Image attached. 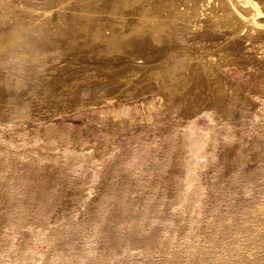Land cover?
I'll return each instance as SVG.
<instances>
[{"label": "rangeland", "instance_id": "374dc122", "mask_svg": "<svg viewBox=\"0 0 264 264\" xmlns=\"http://www.w3.org/2000/svg\"><path fill=\"white\" fill-rule=\"evenodd\" d=\"M126 1L92 4L95 41L82 0H0L5 28L56 43L0 45V264H264L263 27L239 33L245 21L214 14L223 0H145L168 34L123 37L108 17ZM195 63L221 85L175 95L151 75L197 78Z\"/></svg>", "mask_w": 264, "mask_h": 264}, {"label": "bare ground", "instance_id": "6f19581e", "mask_svg": "<svg viewBox=\"0 0 264 264\" xmlns=\"http://www.w3.org/2000/svg\"><path fill=\"white\" fill-rule=\"evenodd\" d=\"M83 7L87 9L84 14V22L87 25L88 29L90 30V34L94 35L95 41H97L101 36H103V19L102 15L97 12L95 9L94 11H90L92 4H98L100 0H82ZM172 1V0H171ZM207 1V0H199ZM253 5L257 6L259 11L264 14V1L263 0H251ZM146 3L145 0H127L125 6L120 7L117 11L109 15L110 21L108 26H111L113 32L120 33L121 36L126 37L133 32H137L138 34H142L143 26H151L154 27L159 24V27H155L153 38L156 41H160L164 35L168 34L167 29L162 26V22L159 21L160 18V10L159 7L161 2H157L158 6H149L145 8L143 11L137 8V5ZM11 5L14 6V3ZM133 5L134 7H130ZM0 9L2 13L12 12V7H6L3 4L0 5ZM58 9V7L56 8ZM174 14V13H172ZM215 15H223L234 24L236 19L245 21L246 25L239 28V33L243 31L252 33L255 29H261L264 26L261 25H254L250 26V21L248 22L245 13H240L239 9H236V5L233 0H223L218 8L217 11L214 12ZM249 15H253L252 17L255 18L257 16L256 13H247ZM69 17H72L71 15ZM174 19V15H172V20ZM254 27V28H253ZM43 27L41 26H34V28H30L29 26H21L17 25V28L8 30L3 26V14H0V45L3 50H7L11 46H17L21 49L29 50V51H36L38 53H45L51 50L52 47L55 48L56 43L51 40L49 34H47ZM32 35L35 39L38 37L41 40V44L33 43L30 39L26 36ZM5 36H11V39H4ZM26 36V37H25ZM67 46V43L65 44ZM124 57L126 54L122 53ZM221 60L229 59L232 57L231 54H226L221 52L219 54ZM125 58V57H124ZM193 65V64H192ZM196 70H202V75L199 77H192L190 70H186L183 66L180 67L179 65H165L164 68L152 71L151 75L156 77L163 85L166 84H173L175 85L172 89V94L175 95H189L192 97L197 93H201L202 87L208 84L221 85V80L219 74L215 68H205V66L201 63H195ZM128 72H123V79H127ZM81 76V75H80ZM89 77L87 75L83 76L82 80H87ZM78 79V78H77ZM74 79V80H77ZM80 80V79H78ZM74 82V81H73ZM78 82V81H77ZM82 82V81H81ZM80 82V83H81ZM172 86V85H171ZM174 95V96H175ZM185 188V187H184ZM184 190V189H182ZM192 190V189H191ZM184 193V192H183ZM186 194V193H185ZM190 196V195H189ZM189 204V202L187 203ZM190 206V205H188ZM192 206V205H191Z\"/></svg>", "mask_w": 264, "mask_h": 264}]
</instances>
